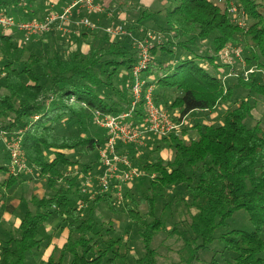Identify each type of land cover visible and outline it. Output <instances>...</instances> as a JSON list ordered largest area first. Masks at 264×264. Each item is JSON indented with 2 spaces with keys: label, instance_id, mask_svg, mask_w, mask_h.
Wrapping results in <instances>:
<instances>
[{
  "label": "trees",
  "instance_id": "obj_1",
  "mask_svg": "<svg viewBox=\"0 0 264 264\" xmlns=\"http://www.w3.org/2000/svg\"><path fill=\"white\" fill-rule=\"evenodd\" d=\"M71 1L0 0V9L13 14L9 7L14 6L21 10L17 18H41L51 4L61 11ZM163 3L166 6L158 10L138 5L137 19L127 24L128 30L139 34L147 19L161 33L162 41L152 46V61L142 73L155 85L156 102L172 109L175 117L221 104L225 108L220 122L196 123V137L173 134L155 141L156 149L163 143L172 145L171 161L134 153L132 144L120 146L149 175L141 193L148 210L137 208L135 198L122 207L139 226L141 246L130 240L126 229L117 230L115 218L100 221L98 202L107 201L114 211L117 207L111 193L97 192L90 198L83 190L85 178L80 173L90 172L93 164L79 160L80 154L94 153V162L99 161L98 147L105 140L101 126V131L87 133L95 123L93 109L118 113L130 102V70L138 60L134 44L126 34L113 39L100 27L93 32L103 39L87 51L80 46L67 54L58 47L31 50L25 60L16 61L23 50L13 33L20 31L0 30V126L11 133L22 129L26 159L34 167L33 172L7 173L2 184L15 189L37 172L48 190L43 195L33 191L30 199L21 195L26 208L19 214V224L0 228V264H38L36 258L29 263V258L44 244L43 231L50 220L56 225L54 233L67 227L68 236L61 246L54 245L45 264H64L67 254L72 256L70 264H161L156 236L167 229L177 194L187 205L186 224L191 231L178 249L180 264H264V125L252 121L258 99L264 100V0ZM233 3L243 10L247 25L235 19ZM55 30L59 29L52 33ZM204 38L209 45L202 44ZM230 42H241L246 70H251L246 76L242 69L224 82L212 63L215 53ZM170 84H176L177 90L171 100ZM75 124L81 129L67 133ZM0 146L8 163L9 153L3 143ZM7 163L0 164V170L7 171ZM70 165L80 169L68 172ZM127 192L131 194L130 189ZM165 196L169 199L160 202ZM240 209L246 210L250 228L228 220ZM173 224L171 235L177 227L176 221ZM216 240L214 253L205 260L201 251ZM216 252L229 255L228 259L220 261Z\"/></svg>",
  "mask_w": 264,
  "mask_h": 264
},
{
  "label": "rangeland",
  "instance_id": "obj_2",
  "mask_svg": "<svg viewBox=\"0 0 264 264\" xmlns=\"http://www.w3.org/2000/svg\"><path fill=\"white\" fill-rule=\"evenodd\" d=\"M73 1V0H72ZM71 1V2H72ZM218 1L221 5H223V0H213ZM92 4L95 6H99V8H91L90 5L85 0H80L78 4H76L72 9V15L71 21L68 25L67 32H64L63 30H55L52 33V30L44 32L45 35H36V37L32 36H26L22 32H15L13 33V36L15 37V42L18 46V48H22V53H18V60L16 61H23L28 56L29 52L31 50L36 51H51L58 47V49H61L63 54H67L70 50H75L77 47H81L83 51H87L90 49L91 45H94L98 40L103 39L102 36H100L99 33H96L95 31L89 26L84 24V19H88L92 23L98 25L97 28L104 27L109 24H115V23H121L124 27V33H122L119 37H123V35L126 37H129L132 45L135 44V40L138 38L143 37L147 30L150 29L153 31L155 38L154 39H162L161 33L152 27L149 26L151 22L149 20L144 19V25L143 30L140 31L139 34H136L135 31H130L127 29V24L130 25V23L135 22L137 19V13H138V5L142 4L143 6H149L150 8L154 10L162 9L166 5H164L163 0H93ZM10 11L13 12L14 16H20L21 10L16 9L14 6L9 7ZM241 8V7H240ZM240 8H237V10H232L233 14L235 15V19H241L242 24L247 25L248 20L246 15H244L243 10ZM75 9H78V12H74ZM94 13H98L93 15ZM99 15V16H98ZM74 16V20H73ZM101 16V17H100ZM100 18V21L99 19ZM73 20V21H72ZM147 25V26H146ZM146 27V28H145ZM96 28V29H97ZM145 28V29H144ZM102 30V29H99ZM83 31L85 33H83ZM83 33V35H82ZM173 34V31L171 32ZM62 35V41H58L59 35ZM80 36L79 39L76 37ZM172 36V35H171ZM113 39H115L116 36H111ZM45 39V40H44ZM202 44L204 46L209 45V40L207 38L201 39ZM134 47V46H133ZM228 49V55H225V50ZM241 49L240 53H237L236 50ZM243 52V45L241 42L237 44L228 43L226 46L222 47L215 53V59L213 61V65H216L219 67V71L216 70V74L222 77L224 82H227L228 78L233 77L238 71L244 69V75H248V71L251 69L246 70V60L242 54ZM2 52L0 51V63L2 61ZM228 71V72H227ZM1 81V80H0ZM172 86L170 99L175 97L177 90L174 85L176 84H170L169 87ZM161 103V102H159ZM163 104V103H162ZM224 105H218L217 107L213 109H196L194 112H191L187 116V122L183 126V134L177 135L178 137H181L183 139H188L191 137L197 136V129L195 128L196 123H218L222 120V113L224 111ZM172 112L173 110L170 109ZM0 120H3L0 118ZM257 120H260L261 123L264 125V100L258 99L256 107L253 109V119L252 121L255 122ZM185 128V129H184ZM78 129H81V127H78L77 124H75L73 127L67 128V133H72ZM96 130L101 131V127L98 126L97 123L92 124V131L87 133H95ZM85 131V130H84ZM88 131V130H87ZM86 132V131H85ZM85 134L84 132H82ZM161 137L157 136H146L143 143L136 145L134 147L133 152L137 154L144 153L145 156L149 157V159L156 158L158 155L162 156L163 159L171 161L174 157V149L172 145H167L166 143H163L160 149L155 148V141L160 139ZM1 144V142H0ZM127 146V145H124ZM125 149V148H124ZM150 149H153V151L149 152ZM127 151V149H125ZM130 154V153H129ZM81 155V156H80ZM79 160L86 161L90 164H93V167L90 168V172L82 171L85 176H90L92 180L95 178V174L97 172V166H98V159L96 162L94 160L96 159V156L94 153L89 154H80ZM149 155V156H148ZM78 157V154L76 157H73V159H76ZM3 162H6V159L3 160ZM97 163V164H96ZM138 167V166H137ZM80 169L79 165H76L72 167L71 165L67 168V171L70 172L72 169ZM74 169V170H75ZM141 170V169H140ZM142 171V170H141ZM148 173L143 172L142 174L134 177L132 180H130L127 184L124 185L123 189V197L116 198L114 195L110 196V199L113 201L114 206L117 207V210H112L111 205L107 201H100L97 203V215L99 216V219L101 221V217L105 219H113L116 220V228L118 231H123L124 229L127 230V236L130 237V240L133 241L137 246H141L137 231H138V224L135 222H131L130 218L128 216V213H126L125 210L122 209L126 201L133 200L135 198V202H137L136 207L141 209L142 211L148 210V200L146 198L143 199L141 193L144 192L147 189L148 186ZM8 192V203H14L15 200H18V207L15 209L14 213L20 214L25 210L26 204L23 199H21V195L26 196V199H30V196L32 192H36L39 195H43L46 191L45 184L43 181V178L38 175L37 172L34 173L32 178H28L24 183L21 184V186L15 188V189H8L5 188ZM128 189L131 190V194H128ZM97 191L95 189L91 190L89 192L90 198L97 197ZM171 194H174L176 191L175 189L171 188L170 190ZM174 203H173V209L172 214L169 216V220L167 221V229L159 231L158 235L156 236L155 244L157 245L158 249V260L161 264H180L179 258L181 253L178 251V249L181 247V243L183 245L184 243V236H188L191 234V231L188 229L187 226V205L183 201V198L180 194H177L174 197ZM169 197L165 196L164 198L160 199V202H164L168 200ZM185 201H189L188 196H185ZM82 202V201H80ZM133 202V204L135 203ZM86 206V203L83 201L82 205ZM80 205V203H79ZM1 211V210H0ZM234 225H239L242 227H248L250 228L251 225L248 220L247 212L245 209H240L233 213L232 216L229 217V219ZM177 222V227L175 234L168 233L169 230H173L174 224L173 222ZM55 224L51 220L48 222L46 229L43 231L44 234V244L33 253L32 258H29V263L33 261V258L36 260L35 262H38V264H45V260H47V257L49 253L51 252L52 248L54 247L55 243L62 244L67 239V232L68 228L62 229L60 234L54 233L56 231ZM64 231H67L66 233ZM67 235V236H66ZM183 239V242H182ZM131 243V242H130ZM219 243L217 240L214 241L209 248L206 250L201 251L202 254H206L207 258L205 260L209 259V257L212 256L214 253V247ZM130 252L132 254H136V251L131 248ZM180 254H179V253ZM218 255V258L220 261H225L228 259L227 257L229 255L226 254H220L219 252H216ZM72 256L67 254V256L64 259V264H70L71 263ZM198 264L199 262H195ZM206 263V262H204Z\"/></svg>",
  "mask_w": 264,
  "mask_h": 264
},
{
  "label": "built area",
  "instance_id": "obj_3",
  "mask_svg": "<svg viewBox=\"0 0 264 264\" xmlns=\"http://www.w3.org/2000/svg\"><path fill=\"white\" fill-rule=\"evenodd\" d=\"M85 1L92 9L99 8V6L92 4L93 0ZM79 2L80 0H73L61 11L55 10L51 4L48 12L41 18H17L1 8L0 30L5 33L18 30L27 37L40 35L53 29L67 32L72 9ZM232 10H237L235 4L232 5ZM83 22L92 30L98 27L87 18ZM104 29L111 36L124 33V26L121 23L106 25ZM154 38L153 31L148 29L143 37L135 40L134 46L138 60L130 70L133 79L130 86L131 98L127 107L118 113L93 109L95 123L105 130V140L98 147L99 161L95 178L92 180L90 176H85L83 172L80 173L85 178L83 182L84 191L90 192L95 189L97 192H109L121 199L124 185L134 177L141 175L142 171L133 164L129 152L120 149V146L132 144L136 147V145L143 143L146 136L170 137L173 134H183V126L187 122L188 114H177L175 117L169 109L156 102L154 97L155 85L150 79L148 80L146 76L142 75L144 69L152 61V46L156 42L162 41V39ZM236 52L240 53L241 49H237ZM225 55H228V49L225 50ZM22 139V129L11 133L0 126V142L4 144L9 153L8 174L15 175L20 172L34 171V167L26 159ZM74 172H78V169H75ZM81 205L82 202H80Z\"/></svg>",
  "mask_w": 264,
  "mask_h": 264
},
{
  "label": "crops",
  "instance_id": "obj_4",
  "mask_svg": "<svg viewBox=\"0 0 264 264\" xmlns=\"http://www.w3.org/2000/svg\"><path fill=\"white\" fill-rule=\"evenodd\" d=\"M78 11H79L78 9L74 10V12H78ZM95 14H98V13H94L93 15ZM98 19L100 21V18ZM73 20H74V16H73ZM62 37H63L62 35H59V38L61 39H59L58 41L64 42ZM3 160L5 159L3 158V151L0 146V164L6 165L7 162H3ZM6 175H7V171L1 169L0 170V210H1L0 211V228L3 227L5 229H10L12 225L17 226L20 222L19 214L14 213L15 209L19 206L18 205L19 201L15 200L14 203H8V200H7L8 192L5 191L6 189L4 185L2 184V180L4 177H6ZM64 232L66 233L67 231H64ZM62 244L55 243V245H58V246H61Z\"/></svg>",
  "mask_w": 264,
  "mask_h": 264
}]
</instances>
